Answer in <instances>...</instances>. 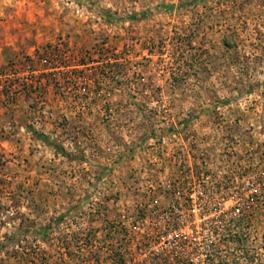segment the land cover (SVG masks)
I'll use <instances>...</instances> for the list:
<instances>
[{
  "label": "rangeland",
  "instance_id": "obj_1",
  "mask_svg": "<svg viewBox=\"0 0 264 264\" xmlns=\"http://www.w3.org/2000/svg\"><path fill=\"white\" fill-rule=\"evenodd\" d=\"M168 182L218 210L192 262ZM201 261L264 264V0H0V264Z\"/></svg>",
  "mask_w": 264,
  "mask_h": 264
},
{
  "label": "built area",
  "instance_id": "obj_2",
  "mask_svg": "<svg viewBox=\"0 0 264 264\" xmlns=\"http://www.w3.org/2000/svg\"><path fill=\"white\" fill-rule=\"evenodd\" d=\"M166 189L171 195V203L167 207H161L154 201L147 206L145 212L142 210L144 222L150 224L147 227L149 229L147 241L155 252L159 247L162 250L173 251L179 257L183 256L192 262L193 259L189 257L188 252L192 249L198 251L205 244L207 237L205 236L207 229H203L206 225L205 220L218 210L216 206L211 208L207 206L211 203L212 197L203 189L190 187L188 183L181 184L175 189L170 182L167 183ZM161 254L166 253L164 251L158 253Z\"/></svg>",
  "mask_w": 264,
  "mask_h": 264
},
{
  "label": "trees",
  "instance_id": "obj_3",
  "mask_svg": "<svg viewBox=\"0 0 264 264\" xmlns=\"http://www.w3.org/2000/svg\"><path fill=\"white\" fill-rule=\"evenodd\" d=\"M168 9H169V8H168ZM128 19H129V20H135L136 17H135V16H130Z\"/></svg>",
  "mask_w": 264,
  "mask_h": 264
}]
</instances>
